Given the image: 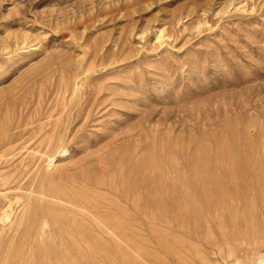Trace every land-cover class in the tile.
<instances>
[{
    "label": "rangeland",
    "instance_id": "374dc122",
    "mask_svg": "<svg viewBox=\"0 0 264 264\" xmlns=\"http://www.w3.org/2000/svg\"><path fill=\"white\" fill-rule=\"evenodd\" d=\"M0 157V264H259L264 0H0Z\"/></svg>",
    "mask_w": 264,
    "mask_h": 264
},
{
    "label": "bare ground",
    "instance_id": "6f19581e",
    "mask_svg": "<svg viewBox=\"0 0 264 264\" xmlns=\"http://www.w3.org/2000/svg\"><path fill=\"white\" fill-rule=\"evenodd\" d=\"M40 90H41V89H40ZM68 91H69V90H68ZM40 94H41V93H40ZM63 96H64V95H63ZM42 98H43V97H42ZM43 101H44V100H43ZM40 103H41V102H40ZM50 105H51V104H50ZM41 108H42V107H41ZM36 109H37V108H36ZM89 109H90V108H89ZM77 112H78V111H77ZM35 113H36V112H35ZM35 113H34V114H35ZM54 113H55V112H54ZM64 113H65V112H64ZM79 113H81V112H79ZM89 113H90V111H89ZM50 114H51V113H50ZM55 114H56V113H55ZM60 114H61V113H60ZM76 114H77V113H76ZM35 115H36V114H35ZM37 115H38V114H37ZM77 115H78V114H77ZM46 116H47V115H46ZM74 116H75V115H74ZM79 116H80V114H79ZM31 118H32V117H31ZM36 118H37V117H36ZM62 118H63V115H62ZM77 118H79V117L77 116ZM87 118H88V117H87ZM63 119H64V118H63ZM63 119H62V120H63ZM29 120H30V119H29ZM29 120H27V121H29ZM55 120H56V119H55ZM49 121H50V120H49ZM65 121H66V119H65ZM75 121H76V119H75ZM20 122H21V121H20ZM56 122H57V121H56ZM61 122H62V121H61ZM54 123H55V122H54ZM28 124H29V123H28ZM58 124L60 125L59 122H58ZM58 124H57V125H58ZM64 124L66 125V123H64ZM19 125H20V124H19ZM24 125H25V124H24ZM61 125H62V124H61ZM61 125H60V126H61ZM27 126H28V125H27ZM53 126H54V125H53ZM60 126H59V127H60ZM42 127H43V126H42ZM65 127H67V126H65ZM52 128H53V127H52ZM52 128H51V129H52ZM39 129H40V128H39ZM61 129H62V128H61ZM61 129H60V131H61ZM52 130H53V129H52ZM54 130H55V129H54ZM56 130H58V126H56ZM62 130H63V129H62ZM26 131H27V130H26ZM35 131H36V130H35ZM40 131H41V130H40ZM69 131H70V130H69ZM47 132H48V134H50V137H51V138H49L50 140L48 139V141H49L50 143L47 141V142L50 144V147H51V142H52V144L55 143V145H56L57 142H54V141H53L52 136H51L52 134L49 133V132H50V129H49V131H47ZM51 132H52V131H51ZM55 132H56V131H55ZM57 132H59V131H57ZM65 132H66V131H65ZM41 133H42V132H41ZM61 133H62V131H61ZM67 133H68V132H67ZM55 134H56V133H55ZM44 135L48 136V135L45 134V133H44ZM44 135H43V136H44ZM56 135L59 136V133H57ZM36 136H37V135H36ZM53 136H54V135H53ZM58 136H54L53 138L58 137ZM48 137H49V136H48ZM55 139H56V138H55ZM55 139H54V140H55ZM57 139H58V138H57ZM45 140H46V139H45ZM261 140H262V139H261ZM43 142H44V139H43ZM260 142H261V141H260ZM29 143H31V142H29ZM38 143H39V142H38ZM40 143H41V142H40ZM45 143H46V142H45ZM45 143H43V145H44ZM48 143H47V144H48ZM36 144H37V143H36ZM37 145H38V144H37ZM41 145H42V144H41ZM43 145H42V146H43ZM45 145H46V144H45ZM24 146H25V145H24ZM50 147H49V148H50ZM26 148H27V147H26ZM47 148H48V145H47ZM49 148H48V149H49ZM48 149H47V150H48ZM29 150H30V149H29ZM38 150H39V149H38ZM19 151H20V150H19ZM44 152H45V151H44ZM47 152H48V151H46V155H47ZM63 152H64V151H63ZM20 154H21V153H20ZM36 154H37V152H36ZM1 157H2V156H1ZM1 157H0V158H1ZM48 157H50V156H48ZM11 158H12V157H11ZM15 158H16V157H15ZM51 158H52V157H51ZM49 159H50V158H49ZM1 160H3V159H1ZM24 160H25V159H24ZM53 160H54V158L51 159L50 163H53ZM5 161H6V162H4V164L7 163V160H5ZM127 161H128V160H127ZM255 161H257V160H255ZM31 163H32V162H31ZM130 163H131V162H130ZM135 166H136V165H135ZM0 167H1V165H0ZM10 167H11V166H9V168H10ZM21 167H22V165H21ZM35 167H36V166H35ZM49 167H50V166H49ZM251 167H252V166H251ZM50 168H51V167H50ZM5 170H6V169H5ZM2 171H3V170H2ZM2 171H1V173H2ZM22 171H23V170H22ZM4 172H5V171H4ZM120 172H121V171H120ZM1 173H0V177H1ZM251 173H252V172H251ZM2 174L4 175V173H2ZM129 175H130V174H129ZM201 175H202V174H201ZM256 176H257V174H256ZM4 177L6 178L7 176H4ZM4 177H1V178L4 179ZM10 177H12V176H10ZM10 177H8V178H10ZM26 177H27V176H26ZM8 178H6V179H8ZM248 178H249V177H248ZM17 179H18V178H17ZM26 179H27V178H26ZM32 179H34V178H32ZM89 179H90V178H89ZM127 179H128V178H127ZM152 179H153V178H152ZM9 180H12V179H9ZM4 181H5V180H4ZM15 181H16V180H15ZM33 181H35V179H34ZM181 181H182V180H181ZM192 181H193V180H192ZM198 181H199V180H198ZM198 181H197V182H198ZM200 181H201V178H200ZM200 181H199V182H200ZM203 181H204V180H203ZM95 182H96V181H95ZM110 182H111V181H110ZM204 182H205V181H204ZM204 182H203V183H204ZM6 183H7V180H6ZM8 183H10V181H9ZM13 183H14V182H13ZM33 183H34V182H33ZM33 183H31V184H33ZM54 183H55V182H54ZM76 183H77V182H76ZM112 183H113V182H112ZM128 183H129V182H128ZM133 183H134V182H133ZM148 183H149V182H148ZM216 183L219 184L217 181H216ZM51 184H53V183H51ZM135 184H136V183H135ZM162 184H163V182H162ZM3 185H5V182L2 183V186H3ZM7 185H9V184H7ZM7 185H5V186H3V187H6ZM29 185H30V184H29ZM53 185H54V184H53ZM104 185H105V184H104ZM124 185H125V184H124ZM187 185H188V183H187ZM187 185H186V186H187ZM204 185H205V184H204ZM204 185H202V186H204ZM207 185H208V183H207ZM2 186L0 185L1 188H2ZM31 186H32V185H31ZM31 186H30V187H31ZM115 186H116V184H115ZM191 186H192V185H191ZM195 186H196V184H195ZM220 186H221V185H220ZM66 187H67V186H66ZM70 187H71V186H70ZM94 187H95V186H94ZM129 187H130V186H129ZM224 187H225V186H224ZM106 188H107V187H106ZM195 188H196V187H195ZM209 188H211V186H210ZM218 188H219V187H218ZM221 188H222V186H221ZM226 188H229V187H226ZM250 188H251V187H250ZM31 189H32V188H31ZM76 189H77V188H76ZM97 189H98V188H97ZM127 189H128V188H127ZM188 189H190V188H188ZM203 189H206V188H203ZM58 190H59V189H58ZM64 190H65V189H64ZM111 190H112V189H111ZM191 190H192V187H191ZM194 190H195V189H194ZM196 190H197V189H196ZM209 190H210L209 193L211 194V193H212V192H211L212 189H209ZM216 190H217V189H216ZM216 190H215V192H217ZM31 191H32V190H31ZM83 191H84V190H83ZM119 191H120V190H119ZM203 191H207V189H206V190H203ZM220 191H222V189H221ZM224 191H225V190H224ZM228 191H229V190H228ZM91 192H93V191H91ZM103 192H105V191H103ZM188 192H189V191H188ZM66 193H67V192H66ZM197 193H198V192H197ZM197 193H196V195H198ZM209 193H208V194H209ZM226 193H227V192H226ZM226 193H224V194L226 195ZM232 193H233V192H232ZM234 193H235V192H234ZM98 194H99V193H98ZM121 194H122V193H121ZM186 194H187V193H186ZM191 194H192V192L190 193V195H191ZM203 194H204V193H203ZM52 195H53V196H52ZM52 195L50 196L51 199H53V198H54V199H57V198H58V199H59L58 201L63 200V201L65 202V200H64L63 197H62L63 199H61V198H59V196H57V197L54 196V195H56V194H54V192H53ZM64 195H65V194H64ZM66 195H67V194H66ZM138 195H139V194H138ZM169 195H170V194H169ZM173 195H174V194H173ZM190 195H189V197H190ZM199 195H200V194H199ZM204 195H206V194H204ZM228 195H229V194H227V196H228ZM43 196H44V195H43ZM67 196H68V195H67ZM166 196H167V195H166ZM166 196H165V197H166ZM194 196H195V195H194ZM6 197H7V196H6ZM47 197H48V196H47ZM117 197H118V196H117ZM134 197H135V196H134ZM173 197H174V196H173ZM191 197H193V196L191 195ZM199 197H200L199 199L201 200V195H200ZM7 198H8V197H7ZM15 198H16V197H15ZM68 198H69V197H68ZM112 198H113V197H112ZM141 198H142V197H141ZM170 198H171V197H170ZM187 198H188V196H187ZM193 198H194V197H193ZM190 199H192V198H190ZM205 199H206V198H205ZM17 200H18V199H17ZM69 200H70V199H69ZM127 200H128V199H127ZM185 200H186V199H185ZM196 200H197V199H196ZM2 201H3V200H2ZM2 201H0V202H2ZM191 201H192V200H191ZM193 201L195 202V200H193ZM204 201H205V200H204ZM206 201H207V200H206ZM206 201H205V202H206ZM4 202L6 203V201H4ZM23 202H24V201H23ZM70 202H71V201H70ZM137 202L139 203V201H137ZM181 202H182V201H181ZM196 202H197V201H196ZM200 202H201V201H200ZM205 202H204V204H205ZM5 203H4V204H5ZM7 203H11V200L8 201ZM12 203H13V202H12ZM12 203H11V204H12ZM18 203H19V201H18ZM21 203H22V202H21ZM153 203H154V202H153ZM156 203H157V202H156ZM179 203H180V202H179ZM187 203H188V199H187ZM191 203H193V202H191ZM197 203H198V202H197ZM13 204H14V203H13ZM69 204L71 205L72 203H69ZM121 204H122V203H121ZM150 204H151V203H150ZM184 204H186V203H184ZM194 204H195V203H193V207H196V206H195L196 204H195V205H194ZM5 205H6V204H5ZM14 205H15V204H14ZM100 205H101V204H100ZM187 205L189 206V203H188ZM199 205H200V204H199ZM0 206H1V204H0ZM74 206L76 207L77 205H74ZM5 207H6V206H5ZM5 207H4V208H5ZM61 207H62V206H61ZM63 207H64V205H63ZM80 207H82V206L78 204V208H80ZM166 207H167V206H166ZM178 207H179V206H178ZM189 207H190V206H189ZM199 207H200V206H199ZM0 208H1V207H0ZM9 208L12 209L11 206H10ZM151 208H152V207H151ZM172 208H173V207H172ZM187 208H188V207H186V209H187ZM200 208H201V207H200ZM7 209H8V208H7ZM61 209H62V208H61ZM82 209H83V207H82ZM166 209H167V208H166ZM1 210H3V209H1ZM79 210H80V209H78V211H79ZM72 211H73V210H72ZM164 211H165V210H164ZM167 211H168V210H167ZM191 211H194V210L192 209ZM195 211H196V209H195ZM13 212H14V211H13ZM64 212H65V209H64ZM82 212H84V210H83ZM87 212H88V211H87ZM110 212H111V211H110ZM165 212H166V211H165ZM11 213H12V211H11L10 213H8L7 210L0 212V223H2V224H3V223H4V224L6 223V224H7V222L9 221V218H10V214H11ZM85 213H86V212H85ZM12 214H14V213H12ZM62 214H63V213H62ZM86 214H87V213H86ZM152 214H154V212H153ZM84 215H85V214H84ZM91 215H92V214H91ZM88 216H89V215H88ZM93 216L95 217V213H94ZM93 216H92V218H93ZM151 216H152V215H151ZM92 218H91V219H92ZM121 218H122V217H121ZM123 218H124V217H123ZM10 219H11V218H10ZM82 219H83V218H82ZM94 219H96V217L93 218V220H92V221H94V224H96V225L100 224L101 221H102V220H101L100 223H99V222H97L98 219H97L96 222H95ZM124 219H125V218H124ZM99 220H100V219H99ZM132 220H133V219H132ZM194 220H195V219H194ZM10 221H11V220H10ZM114 221H115V220H114ZM129 221H130V220H129ZM155 221H156V220H155ZM195 221H196V220H195ZM133 222H134V221H133ZM8 224H10V222H9ZM45 224H46V221H45ZM102 224H103V223H102ZM125 224H126V223H125ZM130 224H131V223H130ZM135 224H136V223H135ZM170 224H171V223H170ZM0 225H1V224H0ZM103 225L105 226L106 223L103 224ZM188 225H189V224H188ZM3 226H4V225H3ZM47 226H48V225H47ZM106 226H107V225H106ZM106 226H105V227H106ZM97 227H98V226H97ZM107 227H108V226H107ZM144 227H145V226H144ZM42 228H43V227H42ZM153 228H154V227H153ZM137 229H138V228H137ZM49 230H50V229H49ZM42 231H43V230H42ZM139 231H140V230H139ZM43 232H44V231H43ZM137 232H138V231H137ZM0 233H1V232H0ZM3 233H4V232H3ZM113 233H114V232H113ZM113 233H112V234H113ZM138 233H139V232H138ZM73 234H74V233H73ZM115 234H116V233H115ZM128 234H129V233H128ZM213 234H214V233H213ZM116 236H117L118 238H120L118 234H117ZM116 236H113V235H112L111 237H112L113 239H115ZM96 237H97V236H96ZM223 237H224V236H223ZM40 238H41V237H40ZM92 238H93V237H92ZM121 238H122V237H121ZM121 238H120V239H121ZM217 238H218V237H217ZM224 238H225V237H224ZM90 239H91V238H90ZM90 239H89V240H90ZM93 239H94V238H93ZM97 239H98V237H97ZM113 239H112V240H113ZM120 239H119V240H120ZM80 240H81V239H80ZM122 240H123V239H122ZM216 240H217V239H216ZM90 241H91V243H92L93 245H97V243L95 242V241H96V238H95V240H92V239H91ZM97 241H98V240H97ZM77 242H78V241H77ZM147 242H148V241H147ZM12 243H13V242H12ZM81 243H82V242H81ZM211 243H212V242H211ZM65 244H66V243H65ZM88 244H89V243H88ZM108 244H109V243H108ZM148 244H149V243H148ZM165 244H166V243H165ZM171 244H172V243H171ZM125 245H126V244H125ZM173 245H174V244H173ZM192 245H193V244H192ZM217 245H218V242H217ZM104 246H105V245H104ZM121 246H122V245H121ZM124 247H125V246H124ZM214 247H215V246H214ZM90 248H91V246H90ZM140 248H141V247H140ZM171 248H173V247H171ZM195 248H196V247H195ZM81 249H82V248H81ZM113 249H114V248H113ZM132 249H133V248H132ZM138 249H139V248H138ZM160 249H161V248H160ZM84 250H86V249H84ZM89 250H91V249H89ZM101 250H102V249H101ZM140 250H141V249H140ZM140 250H139V251H140ZM46 251H47V250H46ZM86 251H87V250H86ZM92 251H96V248H93V247H92L91 253H92ZM103 251H104V249H103ZM103 251H102V252H103ZM106 251H108V250H106ZM112 251H113V250H112ZM135 251H136V250H135ZM155 251H156V250H155ZM81 252H82V251H81ZM110 252H111V250H110ZM83 253H85V252H83ZM103 253H105V252H103ZM122 253H123V252H122ZM203 253H204V252H203ZM203 253H202V255H203ZM89 254H90V252H89ZM123 254H124V253H123ZM104 255H105V254H104ZM130 255H131V254H130ZM141 255H142V254H141ZM91 256H92V254H91ZM93 256H94V258L91 257V258L89 259L90 261H88V262L85 263V264H94V261L97 260V259H95V254H94ZM139 256H140V254H139ZM142 256H143V255H142ZM142 256H141V257H142ZM159 257H160V256H159ZM33 258H34V256H33ZM75 258H76V257H75ZM98 258H99V257H98ZM128 258H129V257H128ZM112 259H113V258H112ZM115 259H116V258H115ZM143 260H144V259H143ZM95 262H97V261H95ZM126 262H127V261H126ZM133 263H134V262H133ZM133 263H132V264H133ZM187 263H188V262H187ZM96 264H97V263H96ZM115 264H116V263H115ZM158 264H159V261H158ZM237 264H239V263H237ZM259 264H264V258H263L262 260H260V263H259Z\"/></svg>",
    "mask_w": 264,
    "mask_h": 264
}]
</instances>
